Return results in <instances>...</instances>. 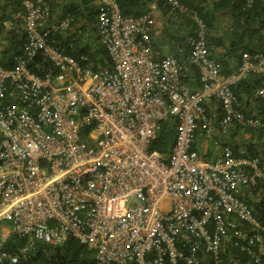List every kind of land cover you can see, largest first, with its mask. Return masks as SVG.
I'll return each mask as SVG.
<instances>
[{"label":"built area","instance_id":"built-area-1","mask_svg":"<svg viewBox=\"0 0 264 264\" xmlns=\"http://www.w3.org/2000/svg\"><path fill=\"white\" fill-rule=\"evenodd\" d=\"M20 1L22 23L5 25L22 36L24 55L13 69L0 65V264L70 238L97 250L96 264H221L228 244L261 263L264 228L244 195L264 184V157L218 138L264 130L234 90L264 72V55L246 54L224 77L196 16L187 39L201 79L194 90L176 56H156L154 9L136 18L100 0L97 35L112 66L96 68L76 41L70 53L59 47L57 35L76 32L73 18H54L48 0ZM169 5L188 13L182 0ZM41 56L49 69L40 75L30 64ZM167 121L176 130L168 162L151 150ZM199 138L220 156H201ZM12 238L25 244L9 250Z\"/></svg>","mask_w":264,"mask_h":264},{"label":"trees","instance_id":"trees-1","mask_svg":"<svg viewBox=\"0 0 264 264\" xmlns=\"http://www.w3.org/2000/svg\"><path fill=\"white\" fill-rule=\"evenodd\" d=\"M6 1L9 5L4 7L0 0V11H4L0 16V20H4L0 23V31H8L6 33L10 44L0 50V65L6 69H13L16 66V58L24 55V40L16 31L7 30L4 22L11 17L13 25L22 23V20L16 19V16L23 11V6L20 0ZM48 1L53 6L52 1ZM98 1L82 0V4L73 5L66 10V13L59 18H73L76 32L59 34L57 41L60 49L67 53L71 52L72 41H76V49L92 57L96 68H109L112 66L111 60L97 35L96 16L100 9ZM118 2L125 16L136 18L147 14L153 9L152 6L156 5V10L162 14L167 42L172 47L170 55L176 56L184 66V81L194 90L201 87L198 68L190 65L187 60L191 51L187 39L196 36L198 32L194 17L197 16L206 25L210 57L221 63L224 77L239 72L246 54L254 57L264 55V0H182L188 8L187 14H182L179 10L173 11L169 0H118ZM10 5L9 13L7 9ZM77 29L83 31L79 40L74 37H78ZM93 38H96L97 42ZM176 41H179V44ZM182 50L184 53L181 52ZM155 52L158 58L164 55L158 54L156 48ZM30 69L41 75L49 69V63L41 56L30 64ZM263 86L264 72H255L234 87L235 93L249 107V112L262 123H264V100L257 98L256 92ZM175 140V126L171 121H167L153 141L151 150L159 152L164 161L168 162ZM218 141L222 146H232L236 150L245 148L249 151V156L264 157L263 129L238 127L230 135L219 137ZM207 143L215 146L213 142ZM201 156L204 157L202 152ZM244 198L264 228V184L261 183L251 191L248 189ZM262 233L264 237V231ZM24 244L25 242L12 238L6 248L15 250ZM96 255L97 250L94 248L70 238L58 246L39 243L30 258L21 260L20 264H96ZM219 260L221 264H264V256L261 258V263H256L252 257L230 244L223 247ZM210 264H215V261L211 260Z\"/></svg>","mask_w":264,"mask_h":264},{"label":"crops","instance_id":"crops-1","mask_svg":"<svg viewBox=\"0 0 264 264\" xmlns=\"http://www.w3.org/2000/svg\"><path fill=\"white\" fill-rule=\"evenodd\" d=\"M51 1H52L53 6H51V4H50V6H51L52 11H53V16L56 19H60L59 17L61 15H64L66 13V10H69V8L72 7L73 5L82 4V0H51ZM1 3L4 7L9 5L6 0H1ZM98 4L100 6V0L98 1ZM152 7L154 9V13L156 15V18H158V20H159V21H157V29H156V32H155L154 37H153L155 48H156L158 54H160V55H161V53H163L164 55H170L172 47L167 42V35L165 34V26L163 25V21H162L163 20L162 14H161V12L156 10L157 9L156 5H154ZM7 11L9 13L11 12V5L7 9ZM3 14H4V11L1 10L0 16ZM9 18L10 19H8V20L6 19V21L4 22V26L7 30H11V29H10V27L7 28L5 23H9L11 25V27L16 26V25H13L14 23L12 22V18L11 17H9ZM3 21L0 20V23ZM6 32H8V31H6V30H4L3 32L0 31V40H1L2 45H3L1 47V49H4L5 47L9 46V44H10L9 38L7 36L8 33H6ZM197 142L200 145V151L203 153L206 160L213 161L214 159H216V157L220 156L221 150L216 151L215 146L212 145L214 147V149H213V147L211 148V144L208 145L207 142H205L204 140H202L200 138L197 140ZM214 150L218 154L216 153V155L211 158L210 156L215 154ZM8 229L9 228H7V227H3V230H8Z\"/></svg>","mask_w":264,"mask_h":264},{"label":"rangeland","instance_id":"rangeland-1","mask_svg":"<svg viewBox=\"0 0 264 264\" xmlns=\"http://www.w3.org/2000/svg\"><path fill=\"white\" fill-rule=\"evenodd\" d=\"M93 40L94 41H96L97 42V40H96V38H93ZM3 45H2V42H1V40H0V49H1V47H2ZM213 146H212V144H211V148H212ZM213 149H214V147H213ZM215 151V150H214ZM216 151H215V154L214 155H211L210 157L212 158V157H214L215 155H216ZM218 154V153H217ZM2 228L3 227H7V228H11L12 227V223L11 222H3L2 224Z\"/></svg>","mask_w":264,"mask_h":264}]
</instances>
